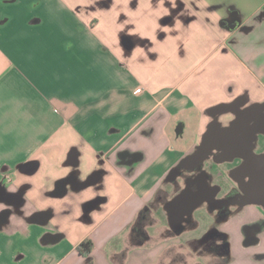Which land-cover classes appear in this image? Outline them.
<instances>
[{
	"label": "crops",
	"instance_id": "obj_1",
	"mask_svg": "<svg viewBox=\"0 0 264 264\" xmlns=\"http://www.w3.org/2000/svg\"><path fill=\"white\" fill-rule=\"evenodd\" d=\"M263 104L264 0H0V264H197L207 226L174 218L200 146L184 129L235 151ZM245 205L208 216L228 260L198 264H264V211Z\"/></svg>",
	"mask_w": 264,
	"mask_h": 264
},
{
	"label": "flooded vegetation",
	"instance_id": "obj_2",
	"mask_svg": "<svg viewBox=\"0 0 264 264\" xmlns=\"http://www.w3.org/2000/svg\"><path fill=\"white\" fill-rule=\"evenodd\" d=\"M248 120L249 124H245ZM238 121L235 128L233 127L235 131L238 130L237 140L234 142L235 151L229 144L231 141L228 139L230 138L229 134L226 135L227 138L224 141L219 139L220 136L211 137L204 143L216 147L201 166L195 165L194 159L186 165V167H195L196 174L194 178L187 180L188 183L179 200L174 218L176 224L179 221L177 225L182 231L179 234H182L187 228L195 230L200 223L207 226L203 234L192 239L193 245L196 246L193 258L197 264L199 259L207 254L218 256L224 260L223 263L228 260L227 254L230 248L228 234L218 230L215 225L208 224L210 222L208 216L216 208L220 209L218 216L222 219L239 215V212L246 206V202L258 203V206L264 211V134L251 135L253 129L264 130V104L257 112H247ZM202 143L203 140L198 146ZM217 147L219 149H216ZM233 153H236V158L232 161L217 163L219 160L230 157ZM183 166L185 165L178 166L176 172H181ZM219 166H225V168L227 166V170L231 169L233 177L215 181ZM227 170L222 171L223 177ZM203 205H206L209 214L201 216L199 210ZM214 221L216 219L212 220V223ZM257 242V238L253 235H247L244 239L245 244H256Z\"/></svg>",
	"mask_w": 264,
	"mask_h": 264
},
{
	"label": "water",
	"instance_id": "obj_3",
	"mask_svg": "<svg viewBox=\"0 0 264 264\" xmlns=\"http://www.w3.org/2000/svg\"><path fill=\"white\" fill-rule=\"evenodd\" d=\"M181 131H182V125H179L178 128H177V134L181 133ZM210 138L211 137H208V136L203 137V143L197 148L198 151L194 155H192L190 157L191 159L193 158L195 160V164H197V166H201V164L204 162V160L206 159V157L216 147V146H213V145L210 146L207 143H204V142H207L208 140H210ZM226 138L227 137H226L225 134H221L220 137H219V139L222 140V141L226 140ZM228 139H230V138H228ZM230 142L232 144V140ZM230 142H229V144H230ZM224 144H226V143H224ZM234 145H235V143H234ZM216 149H219V147H217Z\"/></svg>",
	"mask_w": 264,
	"mask_h": 264
},
{
	"label": "rangeland",
	"instance_id": "obj_4",
	"mask_svg": "<svg viewBox=\"0 0 264 264\" xmlns=\"http://www.w3.org/2000/svg\"><path fill=\"white\" fill-rule=\"evenodd\" d=\"M194 130L191 126H187L186 129H184V133L182 135L183 141L182 144L184 145H191L193 142L196 144H199L200 141L197 139V135H194Z\"/></svg>",
	"mask_w": 264,
	"mask_h": 264
},
{
	"label": "trees",
	"instance_id": "obj_5",
	"mask_svg": "<svg viewBox=\"0 0 264 264\" xmlns=\"http://www.w3.org/2000/svg\"><path fill=\"white\" fill-rule=\"evenodd\" d=\"M92 244L90 241H84L78 246V251L83 256H88L91 252Z\"/></svg>",
	"mask_w": 264,
	"mask_h": 264
}]
</instances>
